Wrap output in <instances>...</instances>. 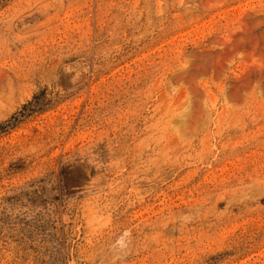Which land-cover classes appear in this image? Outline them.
Wrapping results in <instances>:
<instances>
[{
  "label": "rangeland",
  "instance_id": "obj_1",
  "mask_svg": "<svg viewBox=\"0 0 264 264\" xmlns=\"http://www.w3.org/2000/svg\"><path fill=\"white\" fill-rule=\"evenodd\" d=\"M0 264H264V0H0Z\"/></svg>",
  "mask_w": 264,
  "mask_h": 264
}]
</instances>
